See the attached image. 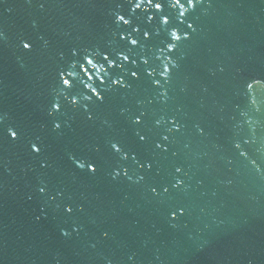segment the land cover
Masks as SVG:
<instances>
[{"label":"water","instance_id":"water-1","mask_svg":"<svg viewBox=\"0 0 264 264\" xmlns=\"http://www.w3.org/2000/svg\"><path fill=\"white\" fill-rule=\"evenodd\" d=\"M133 7V0H0V264H264V83L246 87L264 81V0H198L184 17L166 6L167 25L156 10ZM120 50L137 61L128 66L140 69L139 79L126 68L130 86L104 85L103 101L88 100L87 89L79 106L62 100L61 70L85 52ZM57 100L64 107L53 113ZM140 113L146 145L136 143L132 123ZM173 119L180 131L169 134ZM162 135L167 152L153 150ZM116 141L153 168L115 154ZM89 160L95 173L78 166ZM123 168L131 179L115 175ZM178 179L184 183L172 187ZM179 207L184 214L170 217Z\"/></svg>","mask_w":264,"mask_h":264},{"label":"snow or ice","instance_id":"snow-or-ice-1","mask_svg":"<svg viewBox=\"0 0 264 264\" xmlns=\"http://www.w3.org/2000/svg\"><path fill=\"white\" fill-rule=\"evenodd\" d=\"M133 11L136 9H140L142 6L149 7V10L152 9L156 10L160 14V18L162 23L165 25L169 24L170 19L167 14L164 13V8L166 6H169L173 9H177L178 15L180 17H184L186 13V5L188 8L195 9L198 4V0H133ZM154 17L149 16L148 19L151 20ZM117 20L121 22L124 25H129L131 21L129 19H126L124 15H118ZM181 24L184 23V20L180 21ZM187 27L189 29L192 28L191 24H188ZM136 32H139L140 29L136 28L134 29ZM2 35V33H0ZM172 36L173 40H180L182 37L177 35V33L174 31L170 34ZM143 36L145 38L150 36V33L145 31L143 32ZM184 38H187V32H185ZM120 39L128 40V37L125 35H121ZM130 44L133 46H136L139 44V41L137 39H131ZM22 46L24 49L30 50L32 48V43L30 41H22ZM169 51L174 50V45L170 42L168 44ZM79 54L77 52H73V56L77 57ZM102 57V59H101ZM127 62V63H126ZM137 61L130 57L129 54H125L123 50H120L117 54L113 55L112 53H88L85 52L82 57H79L77 59L76 63L72 65L71 71L65 72L64 70H61L59 72V78L62 83V92L66 93L62 97L63 101H67L71 105L79 106L78 97L81 93L84 92L85 89L89 91V95L87 96L88 100H97V101H103L105 99V96L102 95L101 89L106 84H112L117 85L121 87H129L130 85L125 84V80L127 77H125L122 73L123 70L127 68L128 74L130 77L139 79L140 78V69L129 67V64L135 65ZM143 63L145 65H148V60H144ZM107 65V66H105ZM151 67L150 65H148ZM148 77H152V71L145 70ZM170 72V69L168 65H164L163 69L161 70L160 75L163 76L165 79H167V73ZM75 77V79H73ZM153 83L155 85H160V80L153 78ZM264 83L262 80H255L253 82L246 83V87L251 90L253 89L254 84L255 85H261ZM166 95V94H165ZM253 103H255V100H253ZM51 110L53 113L59 112L63 107L64 104L60 101H53L51 102ZM144 117L145 113H140L132 118V123L134 128L139 129L135 132L136 137V143L141 145H146L151 140V136L149 135V132L145 131L141 125L144 124ZM2 119V117H0ZM88 119H92V116L89 115ZM161 124L160 120L155 121V126H159ZM56 128H60V123H55ZM175 130V132L180 131V126L178 122L173 119L171 120V127L168 129L169 134L172 133V131ZM9 137L13 140H15L18 136V131L9 129ZM169 140L168 135H162V137L159 139V141L152 140V144L154 145L153 150H161L163 152L168 151V147L166 146L167 142ZM237 148L240 147L239 144L236 145ZM112 151L115 154L121 155L124 159H128L131 157V159L138 165L140 169H147L151 170L153 168V163L150 160L140 161L136 159V155L133 154L132 150H127L123 147L122 144H120L119 141H116L114 143H111ZM31 151L33 153H40L41 148L37 146L36 143L31 144ZM241 155H245V153L241 152ZM43 167H47V164H42ZM81 169L87 168L91 173H95L97 171V164L93 160L86 161L85 163H80L78 165ZM121 171L123 172V175L125 177L129 176V172L127 168H123L121 170H118L115 172L116 176H119L121 174ZM175 171L177 173L182 172L181 167H176ZM144 180V176H139L137 183ZM184 181L182 179H178L176 184L172 185V187H179L181 184H183ZM164 193H167L169 191L168 187H164L163 185L160 186ZM39 191L41 193L47 192V188L45 186H41L39 188ZM151 191L155 193L156 195H160L159 192H157V187L152 186ZM62 195V193H61ZM55 196L52 197L53 200H55ZM74 208L71 205H65L64 211L66 214L71 215L74 212ZM83 209H81L82 211ZM185 209L183 207L174 208L171 209L169 212L170 217L173 219L177 218L178 216H182L184 214ZM37 219H40V217H37ZM79 227H76L73 229L75 232H79ZM72 235L71 231H64L63 236L64 237H70ZM104 237L107 238L109 236V233L105 231L103 233ZM110 264V262H109Z\"/></svg>","mask_w":264,"mask_h":264}]
</instances>
